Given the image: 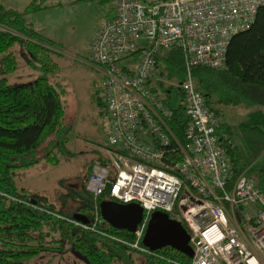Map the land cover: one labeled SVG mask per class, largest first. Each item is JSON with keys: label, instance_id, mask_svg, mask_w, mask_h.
Here are the masks:
<instances>
[{"label": "built area", "instance_id": "obj_1", "mask_svg": "<svg viewBox=\"0 0 264 264\" xmlns=\"http://www.w3.org/2000/svg\"><path fill=\"white\" fill-rule=\"evenodd\" d=\"M113 3L114 15L91 44L109 133L85 191L94 200L107 192L111 201L141 206L133 241L117 240L137 253L150 254L141 242L151 213L160 211L184 223L190 264H264V194L234 173L219 145V121L191 76L193 67L223 68L231 38L251 27L264 0ZM172 47L183 53L186 70L178 85L188 118L183 143L168 129L171 113L152 91L155 56Z\"/></svg>", "mask_w": 264, "mask_h": 264}, {"label": "trees", "instance_id": "obj_2", "mask_svg": "<svg viewBox=\"0 0 264 264\" xmlns=\"http://www.w3.org/2000/svg\"><path fill=\"white\" fill-rule=\"evenodd\" d=\"M95 1L101 6L113 2ZM45 8L36 3L22 11L0 6V264H30L31 259L47 248L45 236L52 233H58L59 242L69 243L88 264H190L191 259L170 247L150 254L138 253L142 262L137 263L133 258L137 252L117 241L132 242L133 235L109 227L100 217L99 203L111 201L107 192L94 200L84 189L85 200L75 214L83 216L87 220L85 224L74 219V214L67 217L33 204L17 190L15 171L32 167L40 160L56 165L54 150L65 146L69 132L64 124L61 93L45 75L53 65L49 57L53 43L31 29L25 19ZM15 45L34 56L44 75L18 86L7 84L6 76L17 66L12 52ZM155 75L158 80L152 91L171 113L166 120L168 129L177 142L183 143L188 122L184 94L178 86L186 75L183 53L175 47L158 53ZM191 76L210 109L213 96L217 104L224 106L264 109V7L257 11L249 29L231 38L223 68L197 66L191 69ZM97 103L106 116L104 100L98 97ZM211 111L218 120V111ZM237 131L239 137L230 125L219 122L216 130L219 145L234 173L244 174L264 194V112H250L238 124ZM41 148L44 154L37 157ZM96 157L102 160L99 152ZM90 170L91 167L88 175ZM169 217L186 229L177 214Z\"/></svg>", "mask_w": 264, "mask_h": 264}, {"label": "rangeland", "instance_id": "obj_3", "mask_svg": "<svg viewBox=\"0 0 264 264\" xmlns=\"http://www.w3.org/2000/svg\"><path fill=\"white\" fill-rule=\"evenodd\" d=\"M45 9L25 17L29 27L53 45L49 52L52 68L48 81L61 93L65 106L64 124L69 128L65 146L54 150L58 163L40 160L32 167L15 171L14 183L19 192L41 206L70 217L85 200L84 184L98 148L105 146L109 133L108 119L101 113L97 99L104 100L102 74L90 61L91 44L97 31L110 19L114 3L99 5L95 0H0V6L22 11L29 4ZM16 70L7 75V84H26L41 75L39 63L20 45L12 49ZM211 97V109L218 111V121L230 125L239 137L237 126L246 115L264 109L254 106H224ZM236 141H238L237 137ZM44 154V148L37 157ZM60 235L45 236L47 243L40 256L30 264H88L69 243L59 242ZM55 241L57 243H51ZM49 242V243H48ZM142 262L138 253L133 254Z\"/></svg>", "mask_w": 264, "mask_h": 264}, {"label": "water", "instance_id": "obj_4", "mask_svg": "<svg viewBox=\"0 0 264 264\" xmlns=\"http://www.w3.org/2000/svg\"><path fill=\"white\" fill-rule=\"evenodd\" d=\"M99 213L103 222L109 227L128 233H133L143 218V209L136 203L120 204L115 201H101ZM72 217L87 223L81 215L74 214ZM142 245L150 253L170 247L189 259L193 256L187 230L179 221L172 220L168 214L160 211L151 213L142 238Z\"/></svg>", "mask_w": 264, "mask_h": 264}, {"label": "crops", "instance_id": "obj_5", "mask_svg": "<svg viewBox=\"0 0 264 264\" xmlns=\"http://www.w3.org/2000/svg\"><path fill=\"white\" fill-rule=\"evenodd\" d=\"M112 10H113V9H112ZM113 15H114V11H113V13H112V16H113ZM112 16H111V17H112ZM111 17H110V18H111Z\"/></svg>", "mask_w": 264, "mask_h": 264}]
</instances>
